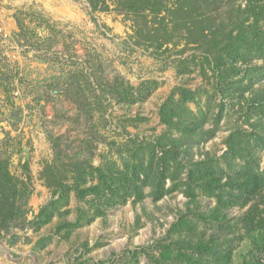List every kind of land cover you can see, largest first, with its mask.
<instances>
[{
	"label": "rangeland",
	"instance_id": "rangeland-1",
	"mask_svg": "<svg viewBox=\"0 0 264 264\" xmlns=\"http://www.w3.org/2000/svg\"><path fill=\"white\" fill-rule=\"evenodd\" d=\"M116 1L0 3V264H264V180L237 187L264 168V54L229 49L246 0Z\"/></svg>",
	"mask_w": 264,
	"mask_h": 264
},
{
	"label": "trees",
	"instance_id": "trees-1",
	"mask_svg": "<svg viewBox=\"0 0 264 264\" xmlns=\"http://www.w3.org/2000/svg\"><path fill=\"white\" fill-rule=\"evenodd\" d=\"M260 0H246L247 6L242 13L234 16V18L227 17L228 20H232V29L229 30V34L232 35V31H235L234 45L231 44L229 47L233 54L238 55L239 50L245 51L247 54H257L262 56L264 54V5L258 6L255 3ZM206 2V1H205ZM201 4L199 0H117L116 5L120 12H128L131 14L140 15L143 11L151 14L160 13L168 9V7L177 9L180 7L186 9H193L196 5ZM238 10H241V4L236 6ZM246 16H243L246 14ZM249 16H252L249 18ZM241 19L239 20V18ZM243 17V18H242ZM249 22V23H245ZM237 44V45H236ZM236 52V53H235ZM239 56V55H238ZM139 97H145L146 93H138ZM234 154H238L247 148V144L241 147L235 143H231L229 146ZM243 156V155H242ZM165 159V158H164ZM250 161H246L241 170H238L237 175L241 178L237 187L240 193H245L247 195L253 194L259 183L264 180V168L261 171L256 169L257 166L252 165ZM4 176H7L8 172H3ZM143 172L138 171L136 173L137 178L142 176ZM16 213V208L13 205L9 206L7 214L13 216ZM9 217V218H10Z\"/></svg>",
	"mask_w": 264,
	"mask_h": 264
},
{
	"label": "built area",
	"instance_id": "built-area-1",
	"mask_svg": "<svg viewBox=\"0 0 264 264\" xmlns=\"http://www.w3.org/2000/svg\"><path fill=\"white\" fill-rule=\"evenodd\" d=\"M6 1H7V0H0V3H1V2H6Z\"/></svg>",
	"mask_w": 264,
	"mask_h": 264
}]
</instances>
